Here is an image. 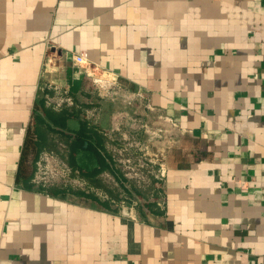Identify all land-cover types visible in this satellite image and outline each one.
Returning <instances> with one entry per match:
<instances>
[{
	"label": "crops",
	"instance_id": "crops-1",
	"mask_svg": "<svg viewBox=\"0 0 264 264\" xmlns=\"http://www.w3.org/2000/svg\"><path fill=\"white\" fill-rule=\"evenodd\" d=\"M97 77L145 98L177 140L141 207L18 173L29 129L38 157L66 151L44 108L79 110L71 131L87 107L108 124ZM64 94L71 106L48 104ZM0 264H264V0H0Z\"/></svg>",
	"mask_w": 264,
	"mask_h": 264
},
{
	"label": "rangeland",
	"instance_id": "rangeland-1",
	"mask_svg": "<svg viewBox=\"0 0 264 264\" xmlns=\"http://www.w3.org/2000/svg\"><path fill=\"white\" fill-rule=\"evenodd\" d=\"M113 90L114 88H110L107 92H99L97 89L98 96L94 101L105 106L103 109L106 113L109 112L108 124L101 119V111L97 113L87 107V112L84 108L82 114L85 115L83 116L85 119L97 126L103 121V131L111 133L106 141L108 147L106 148L126 178L124 184L131 195L125 193L119 182L105 172L99 175L101 183L109 188L111 193L118 195V201L124 202L123 205H127L125 201L130 198L131 206L137 208L142 206L144 200L153 199V188L161 181L155 175L162 165L167 167L168 152L177 140L173 137V129L169 122L158 117L156 110L152 111L146 107L145 98H140L134 93H113ZM113 115H121L120 125L115 126L117 129L113 128L115 122ZM153 179L158 182L153 184L151 182ZM78 180L81 186H75V189L90 190L101 199L110 197L103 188L94 186L90 188L83 179L78 177ZM133 186L136 187V192L133 191Z\"/></svg>",
	"mask_w": 264,
	"mask_h": 264
},
{
	"label": "trees",
	"instance_id": "trees-1",
	"mask_svg": "<svg viewBox=\"0 0 264 264\" xmlns=\"http://www.w3.org/2000/svg\"><path fill=\"white\" fill-rule=\"evenodd\" d=\"M43 111L49 121L47 127L50 129L58 127L60 133L65 135L66 151L62 156L73 170V174L83 179L90 188L93 186L103 188V190L109 193L110 197L108 199H101L90 190L75 189L71 186L49 187V193L53 196L60 197L65 195H77L85 199L94 200L101 208L116 210L115 208L112 209L110 207L109 199L119 200V196L115 193H111L110 189L101 183L99 175L103 171H106L111 176H113L116 181L119 182L125 193L131 195V192L128 188L124 187V181L126 178L123 176V173L118 167L116 161L108 152H106L104 147L105 138L101 134L97 124H92L89 120L80 118L79 128L75 131H71L69 128H67L65 120L70 116L78 117L79 110H68L63 108L60 110V112H62L61 115L58 114V112L50 110L49 108H44ZM42 144L43 140L41 135L38 133V130L36 129L30 131L29 129L27 131L22 149L18 171L19 174L24 176L25 173L28 172V167H32L31 172L33 171L35 161L37 160L38 154L43 147ZM80 149L89 150L93 153L97 160V167L87 170L79 167L76 164L74 155L75 152ZM39 188L42 189L43 187ZM133 191L136 192V187L134 186ZM125 202L127 205L130 204L131 199H126Z\"/></svg>",
	"mask_w": 264,
	"mask_h": 264
},
{
	"label": "built area",
	"instance_id": "built-area-1",
	"mask_svg": "<svg viewBox=\"0 0 264 264\" xmlns=\"http://www.w3.org/2000/svg\"><path fill=\"white\" fill-rule=\"evenodd\" d=\"M73 62L77 65L90 67L87 61V51L81 49L73 55ZM95 82L98 81L94 78ZM98 86L101 85L98 83ZM112 87L111 83L108 87L102 88L104 92H107ZM49 105H53L55 108L62 107L63 104L71 106L73 104L70 96L64 94L62 96L47 97ZM115 120L114 129H117V125H120L121 115H113ZM35 171L32 177V182L36 186L41 187H62V186H81L78 177L73 174V170L69 164L58 154L54 152L44 151L42 152L35 162ZM160 166V165H159ZM166 167L162 165L160 171L155 175L156 178L161 180L165 175Z\"/></svg>",
	"mask_w": 264,
	"mask_h": 264
},
{
	"label": "bare ground",
	"instance_id": "bare-ground-1",
	"mask_svg": "<svg viewBox=\"0 0 264 264\" xmlns=\"http://www.w3.org/2000/svg\"><path fill=\"white\" fill-rule=\"evenodd\" d=\"M97 79H98V83L101 85V87L102 88H106V87H108L109 86V84H110V82H109V80L107 79V78H99V77H97ZM96 79V80H97ZM112 81V80H111ZM113 84V83H112ZM100 87V86H99ZM100 87V88H101Z\"/></svg>",
	"mask_w": 264,
	"mask_h": 264
},
{
	"label": "water",
	"instance_id": "water-1",
	"mask_svg": "<svg viewBox=\"0 0 264 264\" xmlns=\"http://www.w3.org/2000/svg\"><path fill=\"white\" fill-rule=\"evenodd\" d=\"M128 212H129V209L127 207L122 209V213L123 214H128Z\"/></svg>",
	"mask_w": 264,
	"mask_h": 264
}]
</instances>
